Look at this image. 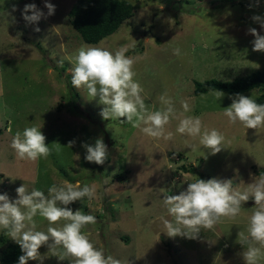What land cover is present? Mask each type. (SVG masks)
Segmentation results:
<instances>
[{"label":"rangeland","instance_id":"374dc122","mask_svg":"<svg viewBox=\"0 0 264 264\" xmlns=\"http://www.w3.org/2000/svg\"><path fill=\"white\" fill-rule=\"evenodd\" d=\"M125 1L133 15L98 43L87 44L71 24L69 11L76 0H48L55 5L51 16L45 0H0V194L15 199V189L23 184L45 194L53 184L65 181L94 186L91 201L85 198L68 207L96 217V223L82 232L106 257L121 264H244L242 254L248 245L236 241L240 231L247 234L255 206L247 202L253 198L242 204L235 219L224 218L213 229H202L194 240L168 237L161 217L171 219L163 197L179 194L198 178L230 179L233 188L244 191L254 177L264 175V127L230 124L223 112L232 103L231 94L224 92L219 101L211 94L214 90L194 94L195 81H233L263 70L264 53L252 50L254 37L247 30L255 28L264 35L252 20L254 15L264 18V0L258 5L257 0ZM30 3L46 18L27 23L22 11ZM88 46L112 52L126 47L149 110H159V97L167 93L179 116L181 102L187 100L190 111L184 115L199 117L202 131L221 132L225 148L208 154L198 137L176 132L175 117L165 128L166 134L172 133L168 140L147 137L127 122L104 121L99 115L103 106L71 85V58ZM263 92L253 88L242 95L255 100ZM26 127L41 128L50 149L47 158L32 162L16 157L10 144ZM101 137L108 159L103 165L87 162L82 144L94 145ZM70 141H75L71 148ZM34 219L36 230H47V221L39 215ZM4 231L0 229V235ZM4 238L0 256L15 243L7 234ZM39 251L42 264H72L69 257L59 260L62 250L53 255L42 246Z\"/></svg>","mask_w":264,"mask_h":264},{"label":"clouds","instance_id":"9594fccd","mask_svg":"<svg viewBox=\"0 0 264 264\" xmlns=\"http://www.w3.org/2000/svg\"><path fill=\"white\" fill-rule=\"evenodd\" d=\"M44 6L48 10L47 16L54 14V4L45 0ZM22 16L30 24L46 18L35 3L26 4ZM252 20L264 29V18L254 15ZM35 30L39 31V28ZM247 34L254 37L252 50L264 53V35L255 28H249ZM127 51L126 47L115 52L100 47H81L70 61L72 87L85 90L91 100H97L103 106L99 115L104 121L127 122L147 137L168 140L172 138V133L166 134L165 128L175 117L179 119L177 133L193 139L198 137L199 144L208 154L221 152L225 148L224 135L215 128L202 131L199 117L184 115L190 111L187 100L181 102L183 112L179 116L173 99L167 93L159 97V110H149L141 95L144 90L134 79L135 60L126 55ZM174 51L179 55V49ZM58 63L63 64L64 61L59 60ZM211 94L218 101L225 96L223 91L216 89ZM229 99L232 103L224 108L223 115L230 124L239 123L246 129L256 130L264 127V104L239 93L229 96ZM40 129L26 127L22 132H16L10 147L19 160L35 162L50 155L46 137ZM74 143L70 141L67 147L71 148ZM82 147L86 149L84 159L89 163L103 165L108 159V148L102 137L96 139L94 145L84 143ZM189 147L195 150L194 145ZM15 191V199L7 193L0 194V229L6 230L9 238L19 245L23 254L19 256L18 264H28L30 260L41 261L42 264L39 251L42 246H47L53 255L62 250L59 260L69 257L72 264H121L119 259L110 255L106 257L82 232L87 225L96 223V217L85 214L81 209L73 211L68 207L85 198L91 201L95 196L94 186L85 184L81 187L79 183L73 185L65 181L61 185L53 184L47 194L35 188L29 191L24 184ZM250 197L254 199L255 206L248 218L247 234L240 231L236 242L242 247L248 245L242 254L244 264H260L261 258H264V175L254 177L244 191L233 188L230 179L205 181L198 178L188 183L179 194L165 195L163 205L171 219L161 217L166 230L164 233L170 238L198 239L202 229L211 230L224 218L235 219L241 212L242 204ZM37 215L47 221L49 226L46 231L36 230L34 218ZM60 221L65 222L61 227L53 226Z\"/></svg>","mask_w":264,"mask_h":264},{"label":"trees","instance_id":"16d2710c","mask_svg":"<svg viewBox=\"0 0 264 264\" xmlns=\"http://www.w3.org/2000/svg\"><path fill=\"white\" fill-rule=\"evenodd\" d=\"M234 2V1H228ZM71 24L83 42L96 44L104 37L115 32L120 24L133 15L132 6L125 0H76L69 11ZM253 88L264 89V68L233 81L207 79L194 82V94L200 95L209 90H221L231 95L243 94ZM264 104V92L255 99ZM7 234V231H4ZM0 235V242L5 240ZM23 253L18 244H8L1 252V264H14Z\"/></svg>","mask_w":264,"mask_h":264},{"label":"water","instance_id":"95a60500","mask_svg":"<svg viewBox=\"0 0 264 264\" xmlns=\"http://www.w3.org/2000/svg\"><path fill=\"white\" fill-rule=\"evenodd\" d=\"M247 203H248V205H253V204H255L254 200H251V201H249V202H247Z\"/></svg>","mask_w":264,"mask_h":264}]
</instances>
